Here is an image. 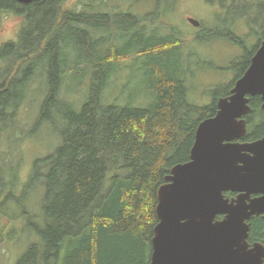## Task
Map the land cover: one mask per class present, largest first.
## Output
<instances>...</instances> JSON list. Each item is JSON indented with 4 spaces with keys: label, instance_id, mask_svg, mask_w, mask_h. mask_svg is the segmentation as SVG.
Listing matches in <instances>:
<instances>
[{
    "label": "trees",
    "instance_id": "16d2710c",
    "mask_svg": "<svg viewBox=\"0 0 264 264\" xmlns=\"http://www.w3.org/2000/svg\"><path fill=\"white\" fill-rule=\"evenodd\" d=\"M63 1L0 0V20L9 13L23 19L16 39L0 45V137L34 78L45 80L35 128L53 120L51 111L65 122L60 145L32 163L22 187L24 198L41 192L34 212L39 222H30L34 216L26 222L39 240L16 264H149L156 191L172 166L189 160L199 122L215 115L216 100L228 95L264 41V0H204L218 8L216 19L229 23L206 39L223 40L242 53L226 67L236 74L234 81L214 91L213 104L204 107L187 101V40L174 28L163 33L164 21H158L167 19L160 8L172 11L177 0H155L144 17L101 8L110 0H84L79 12L63 10ZM123 1L133 7L144 0ZM243 27L246 35L238 31ZM250 40L256 44L249 50ZM131 68L144 71L147 93L135 107L106 105V89ZM70 74L88 75L87 97L72 98L80 95L65 86ZM249 104L247 138H258L264 135V111L258 97ZM9 188L0 168V217L17 201ZM251 221L249 241L264 244V222ZM8 224L0 226V243L12 238Z\"/></svg>",
    "mask_w": 264,
    "mask_h": 264
},
{
    "label": "water",
    "instance_id": "95a60500",
    "mask_svg": "<svg viewBox=\"0 0 264 264\" xmlns=\"http://www.w3.org/2000/svg\"><path fill=\"white\" fill-rule=\"evenodd\" d=\"M253 96L264 108V41L230 95L217 100L215 115L199 122L189 160L172 166L158 187L149 264L263 263L264 246L249 248L247 239L249 220H264V137L236 142L246 134Z\"/></svg>",
    "mask_w": 264,
    "mask_h": 264
},
{
    "label": "rangeland",
    "instance_id": "374dc122",
    "mask_svg": "<svg viewBox=\"0 0 264 264\" xmlns=\"http://www.w3.org/2000/svg\"><path fill=\"white\" fill-rule=\"evenodd\" d=\"M82 2L84 0H64L62 8L66 11L79 12L85 6V2L84 4ZM154 3L155 0H144L131 7L123 0H110L106 7L101 8L118 11L133 10L138 16L144 17L153 11ZM171 9L161 7L160 13H166L167 19L159 16L158 21H164L163 24L166 27L163 33H168L174 28L183 39L187 40L183 49L186 63L185 80L189 92L187 101L197 107L209 106L214 102V91L224 90L234 81L236 74L232 71L228 72L226 67L229 66L231 60L238 58L241 51L238 46L230 45L223 40L206 39L208 32H213L214 29L221 32L229 24L226 18L225 23H221L220 18L216 19L220 14L217 7L205 4L204 0H177L172 11ZM188 18L196 20L199 27L190 25L187 22ZM22 23L23 19L18 15L4 14L0 20V45L15 40L22 28ZM238 31L240 34H247L244 27L239 28ZM194 37L197 40H194ZM255 44V40H250L249 50ZM127 63H123L122 68L126 67ZM125 71L117 77L115 87L107 88L104 92L103 102L106 105L124 107L130 104L135 107L133 102H137L147 93L144 71L138 68ZM88 83V75L70 74L66 84L64 81L67 89H74L77 95H80L79 98L72 97L76 101L81 99V96L87 97ZM44 95L45 80L34 78L16 118L2 125L0 168L9 183L8 191H12L17 201H13L6 209V213L0 217V226L9 222L7 231H13L12 238L8 240L5 237V242L0 243V264H16L29 245L39 240L26 222L27 217L31 216H34V219L30 221L32 224L39 222L34 212L38 211L41 192L30 191L24 198L22 187L27 183L31 174L32 163L36 159L52 154L60 145L59 132L65 125L64 120L60 116H54V111H51L53 120L43 122L39 128H35V121L39 115ZM150 254L148 251L145 255L146 263L149 262Z\"/></svg>",
    "mask_w": 264,
    "mask_h": 264
},
{
    "label": "flooded vegetation",
    "instance_id": "af4514ba",
    "mask_svg": "<svg viewBox=\"0 0 264 264\" xmlns=\"http://www.w3.org/2000/svg\"><path fill=\"white\" fill-rule=\"evenodd\" d=\"M256 52V51H255ZM254 52V53H255ZM254 55V54H253ZM252 55V56H253ZM252 58V57H251ZM233 88V87H232ZM231 88V89H232ZM231 89L229 90V92H228V95H226V96H224V97H227V96H229L230 95V91H231ZM224 97H220V98H224ZM253 97H258V106H259V110L260 111H264V108H263V101H262V99H261V97L260 96H253ZM252 97H248V106L250 107V109H251V111H250V113L249 114H247L246 116H244L243 117V119L245 120V123H246V134H245V136L244 137H242V138H240L239 140H236V142H238V143H240V144H246V143H251V142H254V141H256V140H259V139H261V138H263L264 137V135H261V136H259L258 138H252V139H248L247 138V135L250 133V128H249V126H248V117H249V115L251 114V112H252V108H251V105L249 104L250 103V99H251ZM219 99V98H218ZM217 99V100H218ZM217 100H216V102H217ZM216 111H217V109H216ZM216 111H215V113H216ZM204 120V119H203ZM236 196V194L235 193H231V192H228V193H226L225 194V197L226 198H229V199H231V198H233V197H235ZM257 195H251L250 196V198H254V197H256ZM260 219L261 221H263L264 222V220L262 219V216H255V217H252L250 220H249V229H250V221L252 220H254V219ZM251 221V222H252ZM247 242H248V245H249V248H252L253 247V245L254 244H261V245H263L264 246V244L263 243H261V242H259V241H249V231H248V239H247ZM264 261V260H263ZM263 264V263H262Z\"/></svg>",
    "mask_w": 264,
    "mask_h": 264
},
{
    "label": "bare ground",
    "instance_id": "6f19581e",
    "mask_svg": "<svg viewBox=\"0 0 264 264\" xmlns=\"http://www.w3.org/2000/svg\"><path fill=\"white\" fill-rule=\"evenodd\" d=\"M25 8V7H24ZM56 42V41H55ZM30 76V75H29Z\"/></svg>",
    "mask_w": 264,
    "mask_h": 264
}]
</instances>
